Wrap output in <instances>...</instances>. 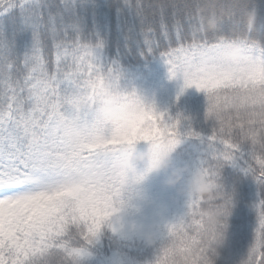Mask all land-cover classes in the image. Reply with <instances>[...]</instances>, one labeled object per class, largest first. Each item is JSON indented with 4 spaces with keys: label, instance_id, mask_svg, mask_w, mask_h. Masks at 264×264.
Returning a JSON list of instances; mask_svg holds the SVG:
<instances>
[{
    "label": "snow or ice",
    "instance_id": "snow-or-ice-1",
    "mask_svg": "<svg viewBox=\"0 0 264 264\" xmlns=\"http://www.w3.org/2000/svg\"><path fill=\"white\" fill-rule=\"evenodd\" d=\"M113 7L109 0H0V264H87L105 229L128 238L117 219L126 207L123 153L110 147L120 141L162 140L178 146L198 141L202 147L195 169L220 178L209 206L222 211V223L180 217L168 226L156 264H214L234 207V194L222 183L226 166L264 189L260 9H248L259 17L255 31L233 10L221 17V24L230 23L227 34L210 32V37L198 3L123 0L115 5L116 30L125 48L138 21L147 48L140 55L159 53L173 78L206 93L207 116L217 123L210 136L191 128L181 133L179 120L168 124L164 114L144 108L142 114L133 113L131 131L117 135L93 112L94 85L106 75L123 73L119 46L115 59L107 54ZM156 23L166 41L160 51ZM225 39L244 49L240 63L224 64L215 56ZM258 196L255 244L244 264H264V195ZM114 264L136 262L117 256Z\"/></svg>",
    "mask_w": 264,
    "mask_h": 264
},
{
    "label": "trees",
    "instance_id": "trees-1",
    "mask_svg": "<svg viewBox=\"0 0 264 264\" xmlns=\"http://www.w3.org/2000/svg\"><path fill=\"white\" fill-rule=\"evenodd\" d=\"M59 3V0H54ZM113 4V24L109 40L107 54L110 58H116V48L119 46L120 66L123 70V78L120 81V89L125 94H129L138 88L141 79H148L155 75L162 66L168 64L159 53L147 57L141 56V52H147L143 43V36L139 35L140 24L137 21L132 39L128 42L127 49L121 34L117 33L115 25V5L123 3V0H109ZM146 4L158 3H177V4H200L208 11L215 10L218 15L227 16L230 11L241 13L242 17L248 9L255 5L260 9V18L264 20V0H144ZM208 12H205L207 15ZM183 14H181V19ZM158 21V17L153 18ZM171 19V18H170ZM160 49L166 47V41L159 35L158 23L155 25ZM16 27H19L17 24ZM230 23L224 21L220 24L216 34H227ZM9 36L11 37L13 26L9 24ZM210 37L213 35L209 33ZM138 42V43H137ZM174 42V41H173ZM22 40L17 38L18 50L23 49L20 46ZM130 49V51H128ZM66 86L61 87L63 92ZM208 99L207 94L203 93L192 97H183L173 99L166 108L164 120L168 124L180 122L181 133L189 128L201 132L204 136H210L213 129L217 127L214 119L207 116ZM149 147L148 142H139V149L145 150ZM201 145L198 141L185 140L177 151L173 154V159L177 166H191L193 169L198 165L199 150ZM141 166V165H140ZM138 169H141V167ZM222 183L225 189L233 193L234 207L232 215L228 220L227 240L225 244L217 249L218 256L214 257V264H244L247 260L250 249L255 244V233L258 226V218L254 205L258 202L260 195H264V189H261L255 179L246 176L238 168L226 166L222 170ZM166 179V177H165ZM173 189V188H172ZM174 209L171 222L166 225L157 238L155 246H147L141 238L133 237L122 239L110 229H105L101 237L100 244L92 249L93 256L87 264H114L117 256H122L126 260L135 261L136 264H156V258L162 252L165 243L164 237L167 236L168 226L175 223L187 211L188 198L181 196L177 189H173Z\"/></svg>",
    "mask_w": 264,
    "mask_h": 264
},
{
    "label": "clouds",
    "instance_id": "clouds-1",
    "mask_svg": "<svg viewBox=\"0 0 264 264\" xmlns=\"http://www.w3.org/2000/svg\"><path fill=\"white\" fill-rule=\"evenodd\" d=\"M208 12L205 15V12ZM198 15L202 17L205 26V33L216 32L221 24V17L217 12L208 11L204 7L198 9ZM242 22L251 31H255L259 22L257 12L252 9L247 11L242 17ZM247 38L246 34H241ZM215 56L224 64H238L245 56V51L240 43L225 39L222 45L214 50ZM123 73L116 75H106L102 81L96 83V102L93 105L95 118L105 127L114 130L117 135L130 132L129 124L133 113L142 114L143 103L138 94H125L120 89V81ZM146 150H140L138 143H127L120 141L110 147L118 149L123 153V167L126 174L124 192H136L150 176L164 174L165 185L168 188L177 189L181 196L188 198V216H202L209 225L217 226L224 220L223 213L219 208L209 206L215 201L218 192L220 178L213 177L200 169H193L191 166H177L173 154L177 151L178 145H171L165 141L148 142ZM142 165L143 171L138 172V167ZM193 201L202 202L200 207H192ZM140 238L149 246H155L157 233L151 229L140 231ZM227 240L225 232L224 242Z\"/></svg>",
    "mask_w": 264,
    "mask_h": 264
},
{
    "label": "rangeland",
    "instance_id": "rangeland-1",
    "mask_svg": "<svg viewBox=\"0 0 264 264\" xmlns=\"http://www.w3.org/2000/svg\"><path fill=\"white\" fill-rule=\"evenodd\" d=\"M158 72L152 78L141 79L138 88L129 93L138 94L147 110H155L157 114L165 116L166 108L173 99L193 98L204 93L195 87L185 88L183 78L172 77L169 65L162 66ZM140 167L138 172L143 171V166ZM122 199L126 207L118 213L117 219L124 225V235L140 238L141 230L151 229L157 233V238L161 236L170 223L174 206L173 190L165 185L164 174L150 176L136 192L125 191Z\"/></svg>",
    "mask_w": 264,
    "mask_h": 264
}]
</instances>
